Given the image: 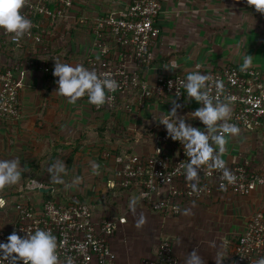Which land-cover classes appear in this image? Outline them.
I'll use <instances>...</instances> for the list:
<instances>
[{"label": "crops", "instance_id": "1", "mask_svg": "<svg viewBox=\"0 0 264 264\" xmlns=\"http://www.w3.org/2000/svg\"><path fill=\"white\" fill-rule=\"evenodd\" d=\"M250 1L163 0L157 18L161 32L144 76L152 84L160 74L183 75L187 84L182 106L176 108L170 94L142 102L134 91L122 97L114 110H96L90 100L57 87L85 59L95 17L121 11L131 0H74L54 27L48 23L45 27L49 49L60 50L50 60L56 68L63 65L62 71L54 77L41 70L27 71L20 94L21 116L0 119V196L21 191V184L34 178L46 186L45 191H60L65 200L83 197L97 216H125L127 221L111 239L116 264H142L144 258L156 255L163 238L172 241L179 264H239L236 243L251 215L257 210L264 213L263 187L247 195L218 189L209 197L185 202L177 215L155 211L153 242L148 233L152 210L140 199L139 188H111L109 182L118 147L150 154L166 122L200 129L210 119L228 114L230 105L217 108L199 102L201 71L228 64L264 71V0H254V7ZM33 49L0 42V67L25 60ZM214 146L229 162L248 160L264 170L260 128L234 127ZM31 191L23 194L22 201L38 203L41 195ZM9 212L0 208L5 220L0 229L10 226L14 205ZM262 260L264 264V255Z\"/></svg>", "mask_w": 264, "mask_h": 264}, {"label": "built area", "instance_id": "2", "mask_svg": "<svg viewBox=\"0 0 264 264\" xmlns=\"http://www.w3.org/2000/svg\"><path fill=\"white\" fill-rule=\"evenodd\" d=\"M162 3L131 0L121 11L96 16L93 40L80 73H71L58 90L90 100L96 110L112 109L119 98L134 90H141L142 102L170 94L173 105L180 108L187 84L183 75L160 74L152 84L144 76L154 60L153 47L161 32L157 18ZM73 5L74 0H3L0 4V42L10 40L21 46L24 36L34 45L25 60L0 67V119L21 116L20 94L27 71L50 72L45 19L53 22ZM249 5L254 7L255 1ZM198 99L203 106L227 104L231 109L200 129L166 123L152 153L114 157L109 187L139 185L146 207L171 215L179 214L185 202L209 197L218 189L247 195L264 188V170L254 168L248 160L229 162L214 146L234 127L260 128L264 133V71L232 64L201 71ZM24 188L38 191L40 200L14 206L10 226L0 229V264H116L111 239L127 221L125 216H97L91 204L77 196L65 202L45 199L46 186L34 178ZM6 204L7 199L0 196V208ZM263 254L264 213L257 210L239 236L235 257L239 264H263ZM142 264H179L172 241H160L156 255L144 258Z\"/></svg>", "mask_w": 264, "mask_h": 264}, {"label": "trees", "instance_id": "3", "mask_svg": "<svg viewBox=\"0 0 264 264\" xmlns=\"http://www.w3.org/2000/svg\"><path fill=\"white\" fill-rule=\"evenodd\" d=\"M52 5V4H51ZM39 18H41V16H38ZM37 17V18H38ZM60 18V17H59ZM59 18H57L56 20H54L53 22H51L50 21V19H45V20H47L46 21V23H48L49 24V28L50 27H54L55 25H56V23H57V21H58V19ZM47 27V28H48ZM21 38V41L20 42H22V45L23 46H25L26 48H31L32 46H34V45H32L31 44V42H29L27 39H25L24 38V36H21L20 37ZM8 42L9 43H11L12 41H10V40H8ZM13 43V42H12ZM44 43L46 44H48V42H47V40H46V38L44 39ZM51 48V47H50ZM59 49H51L48 53H49V57H48V59H47V64L49 65V68H50V72H47V75H49L50 77H54L55 75H56V72H60V71H62V69H63V65H61L60 67H54L55 65L53 64L54 63V61L52 62V59L50 60V57L52 56L53 57V59H54V56H56L58 53H59ZM47 53V54H48ZM30 55L28 54L26 57H24L25 59L26 58H28ZM84 61H85V59H83V60H81V62L78 64V66H77V68L73 71L74 72V74L73 75H76V73L78 74V73H80V71H81V66H82V64H84ZM5 65H7V64H4V65H2L1 67H2V69H4V67H5ZM136 93L137 94H140L141 93V90H138V91H136ZM121 98H119L118 99V101L120 100ZM118 103V102H117ZM117 105V104H116ZM226 105V104H225ZM116 107V106H115ZM115 107H113L112 109H110V110H114L115 109ZM213 107V106H212ZM215 107H217L218 108V106H215ZM166 123H172V124H174V125H176V126H180V127H182L181 125H179V124H175V123H173V122H171V121H168V122H166ZM165 123V124H166ZM164 124V125H165ZM164 127V126H163ZM160 143V141L158 140V137H157V141H156V145L157 144H159ZM156 147V146H155ZM154 147V148H155ZM135 154H138V153H136L135 151H129V150H123V149H121V148H119L118 147V149H117V151H116V155H114V157L115 156H117V155H122V156H125V155H135ZM141 155H143V154H141ZM41 182V181H40ZM137 185V184H136ZM130 187V186H129ZM132 187V186H131ZM137 187L139 188L140 186L139 185H137ZM50 190H47V191H45L46 190V188H45V190L42 192V194H43V196H44V198L45 199H58V200H60V201H62V202H65V201H68V200H65V197H63V196H61V192L60 191H57V190H54V191H52V188H49ZM122 189H126V188H122ZM22 191V190H21ZM21 191H16V192H13V191H11V192H7V195L6 196H4L5 198L6 197H8L9 198V200H8V204L6 205V206H4L2 209L4 210V211H6L7 213L10 211V210H12V205H16V204H19V202H21L22 201V199H21V197H23V192H21ZM138 195H139V197H140V188L138 189ZM7 199V198H6ZM78 199L81 201V202H85V201H83V197H81V196H79L78 195ZM141 199V198H140ZM144 204V203H143ZM147 208H149V207H147ZM150 210H152V212H155L156 210H154V209H151V208H149ZM156 212H158V211H156ZM159 213H162V212H159ZM165 213H168V212H165ZM162 240H164V238L162 239ZM162 240H160V241H162ZM158 247H159V245H158ZM264 255V254H263Z\"/></svg>", "mask_w": 264, "mask_h": 264}, {"label": "rangeland", "instance_id": "4", "mask_svg": "<svg viewBox=\"0 0 264 264\" xmlns=\"http://www.w3.org/2000/svg\"><path fill=\"white\" fill-rule=\"evenodd\" d=\"M125 9V8H124ZM69 69V67H67V70ZM66 70V71H67ZM65 71V72H66ZM64 72V73H65ZM67 72H69V71H67ZM66 72V73H67ZM70 75H68V76H66L65 77V80H68V78H69V76H71V72L69 73ZM134 91H138V90H134ZM134 91H132V92H134ZM140 95V94H139ZM26 183V182H25ZM25 183H23V184H21V187H20V190H22L21 192H23L24 194H26L25 192H27V190L24 188V185H25ZM38 191H31V192H28V193H31V194H33L34 196H38V193H37ZM24 196V195H23ZM12 211V210H11ZM10 211V212H11ZM9 212V213H10ZM148 215H150V216H152V217H150V219H151V221H150V229H149V238L151 239V237H152V240H153V242H155V212H152V211H150L149 213H148ZM1 219V221H0V227H1V225L5 222V220H3V218H0ZM146 240H147V238H146ZM154 245H155V243H154ZM172 247H173V245H172ZM174 250V249H173Z\"/></svg>", "mask_w": 264, "mask_h": 264}]
</instances>
